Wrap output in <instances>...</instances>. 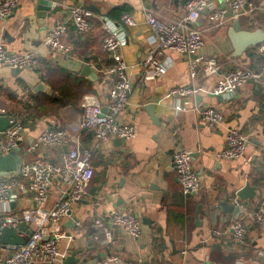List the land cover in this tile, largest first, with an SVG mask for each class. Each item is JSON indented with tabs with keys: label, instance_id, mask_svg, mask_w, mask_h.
Here are the masks:
<instances>
[{
	"label": "crops",
	"instance_id": "obj_1",
	"mask_svg": "<svg viewBox=\"0 0 264 264\" xmlns=\"http://www.w3.org/2000/svg\"><path fill=\"white\" fill-rule=\"evenodd\" d=\"M187 1L21 0L11 18L0 19V46L9 52L35 54L39 60L37 68L19 71L0 65V117L10 121L12 116L23 122L26 140L18 148L22 161L37 156L29 155L27 149L48 129L78 132L86 96H93L104 107L108 105L118 79L104 75V70L124 61L131 83L128 107L119 114L118 121L135 127L133 139L100 142L92 132L80 130L82 147L93 153L94 176L85 198L59 224L61 237L55 264H63L77 250H85L90 259L102 253L107 256L105 260L119 258L142 264H264V230L253 221L264 199V74L260 83L250 82L243 89L216 95L214 87L219 76L192 78L187 59L168 51L160 56L165 67L162 76L147 77L144 62L154 42L146 12L172 23L184 16ZM252 1L264 4V0ZM78 4L95 15L92 31L81 35L70 24L66 43L73 56L52 52L45 45L47 33L66 9ZM216 7H223V3L217 2ZM52 8L56 12L49 15ZM125 13L136 25L127 30V35L121 30L127 37L119 53L104 52L102 19L118 21ZM208 18L203 13L194 25L205 42L199 52L204 57H234L229 33L236 21L241 23L240 30H264V11L247 12L236 19L227 16L222 25ZM236 59L264 73L263 46ZM177 87H191L196 93L171 97L170 90ZM179 103L182 110L176 108ZM200 107L222 112L225 125L216 130L204 125L195 110ZM229 127L244 131L249 138L247 151L239 160L217 158ZM1 128L0 142L5 137ZM180 148L193 152V167L201 185L191 197L183 194L174 164V153ZM68 152V146L54 147L38 155L62 163ZM22 183L24 189L16 191L14 202L0 203V214L20 216L35 206L28 182ZM246 187L249 189L242 199L238 194ZM62 189L63 183L56 180L50 190L49 208L57 203ZM221 201L241 203L243 212L237 219L223 214L227 222L221 220L222 214L215 221L207 218L210 202L219 205ZM112 210L133 212L141 220L142 234L134 239L127 230L114 228L111 242L98 247L94 220L101 218L109 224ZM237 220L248 228L244 244L215 240L214 231L231 233ZM18 234L27 237L24 232ZM91 248L94 250L90 252Z\"/></svg>",
	"mask_w": 264,
	"mask_h": 264
},
{
	"label": "built area",
	"instance_id": "obj_2",
	"mask_svg": "<svg viewBox=\"0 0 264 264\" xmlns=\"http://www.w3.org/2000/svg\"><path fill=\"white\" fill-rule=\"evenodd\" d=\"M21 0H0V19L11 18L20 5ZM223 3V7H216V3ZM184 16L175 22L168 23L156 17L152 12H146V21L153 34L154 48L147 55L144 65L148 78H158L165 72L161 55L173 51L188 61L189 72L192 78L201 75L205 78L219 76L214 87V94L222 95L230 91L243 89L250 82L260 83L262 72L256 71L240 63L232 56L204 57L199 52L204 46L201 32L194 25L206 13L208 19L215 25H222L227 16L233 19L244 13L264 11V4H257L252 0H188L185 3ZM64 15L55 24L45 37V45L52 51L64 56H73L72 49L66 43L70 24L81 35L89 34L93 29L92 19L95 16L83 5L69 7ZM104 39L102 50L106 53H119L125 45L127 30L136 25L129 13L123 14L120 20L102 19ZM125 30V34L121 30ZM37 55L25 52H9L0 46V65L15 70L37 68ZM104 75L117 77L118 81L112 89L106 107L93 96H86L82 102V119L77 133L71 134L63 129H48L39 135L29 145L28 157L23 159L20 170L15 175L5 177L0 174V203L8 205L15 201L16 191L24 189L22 180L28 182V188L33 194L35 206L25 210L20 216L0 214V238L8 228L17 229L24 223L33 232L26 245H3L0 242V264H55L58 262V241L60 222L72 215L74 205L80 203L86 196L87 190L94 176L92 166L93 153L82 147L80 130L92 132L97 141H107L111 138L131 140L135 137V127L122 125L118 121L119 114L129 104L130 80L127 76V66L119 61ZM196 90L191 87H177L170 90L169 95L194 96ZM182 110L181 104L176 105ZM106 110V111H104ZM200 121L216 130L225 125V115L210 107L195 109ZM26 140L25 126L22 121L10 116V127L5 131L4 140L0 142V154L14 152ZM248 135L239 129L228 128L225 136L224 148L217 154L220 160H239L248 148ZM69 147V152L62 163L54 162L44 156H39L43 150L54 147ZM174 164L178 179L185 195H193L200 191L201 185L193 167V152L180 148L174 153ZM56 180H61L63 189L57 203L48 207L50 190ZM242 206L241 203H237ZM243 207V206H242ZM109 224L101 218L94 220L98 231V247L107 246L112 240V230L120 228L138 239L142 234V223L138 216L131 211L112 210L109 215ZM253 221L258 228L264 230V199L259 203L254 213ZM247 226L237 220L228 230L214 231L215 240H230L236 245L245 243ZM48 237V240L45 238ZM100 264H142L119 258H109Z\"/></svg>",
	"mask_w": 264,
	"mask_h": 264
},
{
	"label": "water",
	"instance_id": "obj_3",
	"mask_svg": "<svg viewBox=\"0 0 264 264\" xmlns=\"http://www.w3.org/2000/svg\"><path fill=\"white\" fill-rule=\"evenodd\" d=\"M91 11L90 8H87ZM56 12L55 8L49 10V15H52ZM230 17V14L228 15ZM241 23L240 21H236L234 27L230 30V39L234 45V58H239L243 56L245 53L249 52V50L258 47H264V30L262 27H258L257 30H240ZM19 71V70H17ZM149 110H153L152 106L148 107ZM106 111V110H104ZM0 125L2 126L1 131L4 132L10 127V121L6 117H0ZM121 141H124L121 139ZM22 159L19 156V149L16 151L1 155L0 154V174L2 176H10L16 172H19L20 167L22 165ZM249 187H246L240 191L238 196L240 198H245L244 192H246ZM188 197H191L188 195ZM243 210L241 206H238L236 203H230L228 201H221L219 205H212L210 202L208 206V211L206 213L207 218L215 221L217 217L222 214L221 220L223 222H227V219H224L223 216L227 214H232L235 216V219L238 218V214L242 213ZM200 213V212H199ZM224 214V215H223ZM201 223V222H200ZM19 232H24L27 234L26 238L21 237ZM33 232L29 230L24 223L19 225L18 230H14L8 228L4 231L1 237V243L3 245H17V246H24L27 244L29 239L32 237ZM48 240V237L45 238ZM94 250L91 248L89 251L91 252ZM107 256H104L102 253L94 254V258L90 259L89 256L86 254L85 250H77L75 251L72 256L66 259L63 264H100Z\"/></svg>",
	"mask_w": 264,
	"mask_h": 264
},
{
	"label": "trees",
	"instance_id": "obj_4",
	"mask_svg": "<svg viewBox=\"0 0 264 264\" xmlns=\"http://www.w3.org/2000/svg\"><path fill=\"white\" fill-rule=\"evenodd\" d=\"M116 20L118 19V18H116V17H114ZM251 56H253V57H255V54H253V55H251Z\"/></svg>",
	"mask_w": 264,
	"mask_h": 264
}]
</instances>
